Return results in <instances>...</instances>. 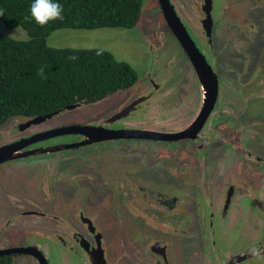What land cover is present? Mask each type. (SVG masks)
<instances>
[{"label": "flooded vegetation", "instance_id": "flooded-vegetation-1", "mask_svg": "<svg viewBox=\"0 0 264 264\" xmlns=\"http://www.w3.org/2000/svg\"><path fill=\"white\" fill-rule=\"evenodd\" d=\"M170 2L172 3L171 0ZM186 3L190 5L191 11L185 17H182L180 10L172 5L196 48L216 74L213 64L206 59L205 52L201 48V46L207 50L213 48L214 1L187 0ZM259 23L263 24L264 21ZM243 26L246 27L244 24ZM247 29L244 37L242 31V37L246 38L244 46L247 53L254 52L253 66L258 70L264 58L262 51L264 40H260V34L255 35V39L251 38L257 29L260 30L259 25L257 28L251 25ZM256 43V50H249V44ZM157 52L154 51L155 58L150 62L146 77L139 81L137 79L129 87L131 88L129 99L122 101L100 120L86 125L101 126L108 130H150L169 135L184 131L185 137L166 139L119 137L102 139L98 142L144 140V142L160 143L196 141L208 137L209 142L231 144L234 155L230 158L221 155L218 160L203 155L193 159L192 165L195 166V170L198 168L199 172L197 187L191 184L186 171L185 163L192 156L191 153L185 154L187 160L185 156H179L177 158L179 162L175 161L162 173L156 175H152L151 170L148 169L133 170L132 167L127 170L117 167L116 164L106 166V173H102L100 169L104 167L103 164L95 158H90L69 177L72 182L82 184L74 186L72 190H65L68 191L64 194L65 200L58 196L54 177H49L47 182L36 177L43 173V167L35 163L22 164V167L19 166L18 176H15L17 179L13 178V174H8L6 178L8 181L0 185V196L4 189H9L4 192L5 198L2 201L10 205L7 210L0 207V225L3 227L0 236L4 242H7L4 245L0 244V248L34 247L38 250L37 256L43 258L46 264L47 257L42 251L41 243L36 242L39 239L46 242L50 240L53 248L58 246V264H73L67 259H73V256L89 264H124L122 255L133 264H170L168 248L171 236H181L182 242L188 239L187 248L183 244L187 264H240L252 257L248 254L250 247L255 245L264 248V223H261L259 217H264V173L261 171L264 167V150L255 142L257 137L262 135L264 128V119H262L264 109L259 114L258 109L252 113L249 111L245 113L248 109L243 107L233 114L234 117H241L239 124L223 121L216 126L210 125L209 117L218 106L217 91L215 104L205 122L199 129L191 128V124L201 111L204 91L196 65L185 51L196 74L200 93L188 97V91L180 88V82L176 99L189 104L190 109L174 110L168 116L156 117L150 114L151 107L160 104L166 94L162 92L165 79L159 76L165 66H168V62L162 63L160 53ZM158 59L160 62L157 64ZM153 68L157 71L156 76L150 74ZM255 96L258 98L264 96V89L253 91L250 97ZM106 97L94 103L101 102ZM88 104L93 103L70 104L58 112L49 113L51 114L49 117L33 122H28L33 117L22 120L13 118L9 126L5 124L0 128V145L21 142L22 150H30L81 141L84 139L81 134L49 135L48 132L60 131L59 129L73 124L79 125L69 116ZM227 110L235 112L231 104L222 106V112ZM30 137H33L32 141H28ZM58 138L64 140H56ZM45 140H54V142L44 144ZM80 146L82 145L70 149H77ZM196 146L201 149L203 142ZM161 149L162 147L157 144L155 148L143 149L138 155H143L142 158L149 163L172 158V152H169V155L164 154V150ZM190 151L192 152V147ZM183 178L187 179L185 185L189 189L185 195L182 191ZM34 181L36 185L32 184ZM188 194L191 196L189 197ZM68 203L70 206L64 211ZM216 216L218 223L215 228ZM64 217L67 218V222L64 221ZM112 223H116L112 226L117 228L121 246L118 255L115 250L109 248L105 237L106 226ZM14 231L28 234L35 239L36 244L10 243L8 232ZM215 232L218 236L217 245L214 240ZM225 244L228 246L225 247ZM11 254L21 257V261L23 260L25 264L41 263L39 258L32 254ZM25 255L30 257V262Z\"/></svg>", "mask_w": 264, "mask_h": 264}, {"label": "rangeland", "instance_id": "rangeland-1", "mask_svg": "<svg viewBox=\"0 0 264 264\" xmlns=\"http://www.w3.org/2000/svg\"><path fill=\"white\" fill-rule=\"evenodd\" d=\"M171 1L175 8L180 10L178 11L182 17H185L187 13L191 11L190 5L186 3L187 0ZM213 1L214 8L212 15L215 18L213 48L207 50L205 47L201 46L205 52L206 59L213 64L219 82L218 106L209 117V123L214 126L223 123V121H232V123L237 122V124H239V119L241 121V117L238 118L233 116L236 111L239 112L241 108L245 107L248 109L245 113L248 111L252 113L255 109H258L257 112L259 114L264 109V96H260L259 98L257 96L254 98L250 97L253 91H261L264 89V58L261 60L262 66L256 70L253 66L255 59L253 56L254 52L249 51V54L247 53V49L244 46L246 38H243L249 26L254 25L257 28L259 25L260 30L257 29L254 35H251V38L255 39V35L260 34V40H264V38H262L264 37V23H259L262 20L264 21V0ZM184 21L188 23L186 19H184ZM243 24L246 27H244ZM0 30L12 37H25V32L22 29L7 28L1 22ZM47 43L51 47L100 48L109 51L116 59L127 62L137 71V81L143 77L145 78L149 73L148 67L150 66L151 60L155 58V56H153L154 51L157 50V53H160L161 62L164 64L168 62V66H165L159 76L165 79L162 92H166V94L163 96L160 104L152 106L149 110L150 114L156 117L163 115L168 116L174 110L190 109L189 104L177 101L176 99L180 82V88H184L188 91V97L200 93L198 80L191 67L189 58L182 48L181 43L164 21L163 13L157 0H142L141 16L139 22L133 28L102 27L86 29L62 27L50 33L47 38ZM249 46V50H256L257 43L249 44ZM262 51L264 53V50ZM159 62L160 60L158 59L157 64ZM156 73L157 71L154 68L150 71V74H154V76H156ZM130 94L131 88L121 89L108 95L106 99L101 102L86 105L69 117L74 123L79 125L94 123L115 109L122 101L129 99ZM225 104H231L235 112L228 110L222 112V106ZM152 108H154V111H152ZM188 113H191V111H188ZM19 119L22 120L23 118ZM6 125L9 126L10 121ZM64 138H58L56 140H64ZM51 142H54V140H45L44 144H49ZM200 142H203L201 149L196 146V144ZM255 142L264 150V128H262V135H259ZM157 144L162 147L161 150H164V154L169 155V152H172V158L167 160L159 159L155 163H149L146 159L142 158L143 155H138L143 152V149L155 148ZM195 146L197 148H195ZM191 147L192 152L190 151ZM190 153L192 156L187 160L185 154ZM202 155L218 160L221 155L230 158L234 153L231 144L209 142L208 137L196 141L182 140L160 143L144 142V140L96 141L82 145L77 149L74 148L53 153L28 155L17 158V161L12 160V162L9 163L3 162L0 164V185L8 181L6 180L8 174H13V178L17 179L15 176H18L19 166L22 167V164L35 163L44 168L43 173L36 175V177H39L43 182H47L49 177H54L55 187L59 192L58 196L65 200L64 194L68 192L65 190L73 189L74 186L82 184L80 182L77 184L72 182L69 177L76 172L80 165L90 158H95L103 164L104 167L100 169L102 173H106V166L116 164L117 167H122L127 170L132 167L133 170L148 169L151 170L152 175H156L162 173L165 168L175 163V161L179 162V159H177L179 156H185L187 160V163H185L187 165L186 171L188 173V178H190L189 181L192 182L191 184L194 187H197L199 172L198 168H196L197 171L195 170L192 161L196 157L200 158ZM261 171L264 173V167L261 168ZM182 180L184 182L182 191L185 195L189 189L187 188L188 186L185 185L187 184V179L183 178ZM81 181L84 182V180ZM32 184L36 185V181ZM9 187H11V185H9ZM6 190L9 189H4L0 196V207L5 210L10 208L9 204H5V202L2 201L5 198L4 192ZM188 195L189 197L191 196V194ZM189 202L192 203V201ZM66 205L65 209L62 208L64 211H67L70 206L69 203ZM259 217L261 223H264V217ZM64 221L67 222L66 217H64ZM217 223L218 219L216 216L214 217L215 228ZM114 224L112 223L106 226L105 237L109 248L115 250L118 255L120 254L121 246L119 245L117 228L112 226ZM192 226L193 222L190 223L191 228ZM2 229L3 227L0 225V232ZM8 234L9 240L11 241L9 242L12 244L17 242L28 244L35 243V239L31 238L28 234L18 231L12 233L8 232ZM192 234L193 233H191V235ZM230 237L231 234L229 235V239ZM214 240L217 245V233L214 236ZM169 241L168 256L170 264H187L185 262L184 245L187 248L188 239L182 242L181 236H171ZM2 242H4V240L0 236V244L4 245L7 243L6 241L4 243ZM36 242L41 243L42 251L47 257V264H58V246H54L53 248L50 240L46 242L39 239ZM227 246L228 244H225V247ZM13 257L14 259L18 258V263L25 264L23 260L21 261V257ZM25 257L28 262H30V257L26 255ZM121 258L124 264H133L126 256L122 255ZM67 259L73 262V264H75V262L78 264H89L86 263L85 260L82 261L74 256L73 259ZM240 264H264V261L251 257Z\"/></svg>", "mask_w": 264, "mask_h": 264}, {"label": "trees", "instance_id": "trees-1", "mask_svg": "<svg viewBox=\"0 0 264 264\" xmlns=\"http://www.w3.org/2000/svg\"><path fill=\"white\" fill-rule=\"evenodd\" d=\"M54 2L63 6V20L40 26L30 16L33 0H0V22L25 32L24 38H18L0 30V128L13 118L44 116L70 104L97 102L138 79L131 65L109 51L51 47L47 38L62 27L133 28L141 16L142 0ZM13 256L0 255V264H20Z\"/></svg>", "mask_w": 264, "mask_h": 264}, {"label": "water", "instance_id": "water-1", "mask_svg": "<svg viewBox=\"0 0 264 264\" xmlns=\"http://www.w3.org/2000/svg\"><path fill=\"white\" fill-rule=\"evenodd\" d=\"M157 1L160 5L167 26L172 30L177 40L181 43L183 49L189 55L190 60L194 62L197 68V74L202 84V89L204 91V101L197 119L191 124L190 127L199 129L202 126V124L205 122L207 116L209 115L216 101V95L218 91V82H217L216 74L207 64L204 56L196 48L194 42L188 35L184 25L177 16L174 6L170 2V0H157ZM49 116H51V114H47L44 116H35L30 120H28V122H33L37 119H44ZM101 128L103 127L73 124L66 126L62 129H59L60 131L48 132L49 135L55 133L56 134L73 133V134H81L84 136L83 140L74 143L34 148L30 150H22L21 142H12L8 144L0 145V164L9 160L25 157L28 155L62 151L73 147H77L79 145L96 142L102 139L119 138V137H123V138L149 137V138H160V139L185 137L184 131L179 134L169 135L164 133L152 132L150 130H137V129L108 130L104 128L102 130ZM32 139L33 137L32 138L30 137L28 138V141H32ZM37 252H38L37 249L28 246L0 248V255L11 254V253H24V254H32L37 256ZM37 257L41 262L40 264H46L43 258L39 256Z\"/></svg>", "mask_w": 264, "mask_h": 264}, {"label": "clouds", "instance_id": "clouds-1", "mask_svg": "<svg viewBox=\"0 0 264 264\" xmlns=\"http://www.w3.org/2000/svg\"><path fill=\"white\" fill-rule=\"evenodd\" d=\"M62 12L63 6L54 2V0H33L30 5V16L40 26H44L52 20H63ZM2 14L3 12L0 10V15ZM25 19H28V17ZM72 59H75V57H72ZM43 71L44 69L41 68V75H43ZM248 254L264 261V248L253 245L248 249Z\"/></svg>", "mask_w": 264, "mask_h": 264}]
</instances>
